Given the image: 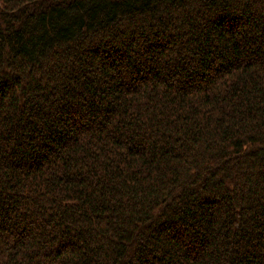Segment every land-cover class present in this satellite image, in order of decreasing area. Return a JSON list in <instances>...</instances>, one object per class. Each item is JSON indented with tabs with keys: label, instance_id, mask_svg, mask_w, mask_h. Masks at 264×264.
I'll return each instance as SVG.
<instances>
[{
	"label": "trees",
	"instance_id": "trees-1",
	"mask_svg": "<svg viewBox=\"0 0 264 264\" xmlns=\"http://www.w3.org/2000/svg\"><path fill=\"white\" fill-rule=\"evenodd\" d=\"M0 264H264V0H0Z\"/></svg>",
	"mask_w": 264,
	"mask_h": 264
}]
</instances>
